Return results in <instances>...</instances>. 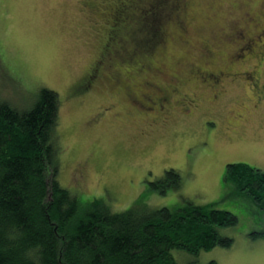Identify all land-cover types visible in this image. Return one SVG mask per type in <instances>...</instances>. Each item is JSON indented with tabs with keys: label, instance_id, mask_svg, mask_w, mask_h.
Returning a JSON list of instances; mask_svg holds the SVG:
<instances>
[{
	"label": "rangeland",
	"instance_id": "374dc122",
	"mask_svg": "<svg viewBox=\"0 0 264 264\" xmlns=\"http://www.w3.org/2000/svg\"><path fill=\"white\" fill-rule=\"evenodd\" d=\"M187 1L181 13L187 23L185 36L179 37L168 17L161 15L154 35L158 39L155 52L136 50L132 41L143 32L132 34L128 28L112 47L122 45L126 52L118 51L130 56L132 62L107 58L99 61L97 69L99 76L133 72L137 82L139 77L146 81L145 76H153L148 70L161 62L167 77L154 75V82L178 88L172 102L180 93H195V107L185 111L173 103L167 114L141 112L122 93H110L106 85L74 93L96 64L108 33L110 36L106 14L110 12L105 9V17L98 15L84 0H0V100L24 108L33 92L42 87L58 94L59 182L77 197L79 214L95 199H101L112 212L134 204L147 209L185 202L212 205L236 218L234 225L218 229L219 235L233 239L232 244L198 254L172 250L175 261L264 264V236L252 237L264 232V212L224 180L226 164L246 163L264 170V98L258 110L249 113V126L237 133H224L228 109L239 111L251 105L247 82L237 73L250 69L254 61L247 52L244 58L231 61L228 56L235 45L224 42L217 47L215 43L232 30L256 32L261 25L246 23L244 16L250 14L264 24V0ZM180 2L166 0L165 10ZM126 37L131 39L128 45ZM254 39L256 45L263 42L264 31ZM205 46L217 53L215 67L237 78L225 81L226 93L218 104L209 99L212 88L187 78L191 64L206 60ZM167 169L179 173L180 186L165 194L150 189L148 184Z\"/></svg>",
	"mask_w": 264,
	"mask_h": 264
},
{
	"label": "trees",
	"instance_id": "16d2710c",
	"mask_svg": "<svg viewBox=\"0 0 264 264\" xmlns=\"http://www.w3.org/2000/svg\"><path fill=\"white\" fill-rule=\"evenodd\" d=\"M165 1L84 0L89 10L110 18V22L104 20L109 23L110 36L108 33L100 47L95 74L100 75L99 61L107 58L123 64L132 62L130 56L119 52L121 48L126 52V48L112 47L128 28L132 34L143 32L132 43L147 54L158 47L154 35L159 16L166 15L180 37L187 26L181 13L188 1L167 10ZM105 9L111 14H104ZM126 39L128 45L131 39ZM159 64L155 67L162 70L163 64ZM132 74L121 72L135 86L142 80L139 77L135 82L136 74ZM74 93H81L78 86ZM29 99L24 108L0 100V264H178L172 250L198 254L216 246L230 247L233 239L219 235L218 229L234 225L236 218L212 205L185 202L171 208L147 209L134 204L112 212L101 199H95L79 214L77 197L59 182V96L42 87ZM224 180L264 212V170L230 163L225 166ZM148 185L165 194L180 186V175L167 169ZM258 236L264 232L252 235Z\"/></svg>",
	"mask_w": 264,
	"mask_h": 264
},
{
	"label": "flooded vegetation",
	"instance_id": "af4514ba",
	"mask_svg": "<svg viewBox=\"0 0 264 264\" xmlns=\"http://www.w3.org/2000/svg\"><path fill=\"white\" fill-rule=\"evenodd\" d=\"M184 2L186 3L187 0H184ZM244 17L246 18H244L246 23H249L254 27L261 25V27H257L256 32L250 33H245L242 29L240 31L232 30L229 36H231L233 40L227 34H225V36H220V38L218 39H215L217 47H219V44L224 42L232 43L235 45L234 47L236 51L234 49L231 55L228 56L231 61L244 58V52H247L252 58V61H254L250 64L252 66L250 69H242L244 71H240L239 73H237L238 76H243V78L247 82V94L249 93V96H247L250 99L251 105L248 107L243 106L239 111H231L228 109L225 115V130L227 134L237 133L249 126V113L257 111L264 98V82L262 80V68L264 66V41L256 45L254 39L257 37L259 32L264 31V24L260 23L259 19H257L256 17L250 16V14H246V16ZM182 29V35L185 36L184 33H186V26ZM257 30L259 31L257 32ZM183 39H185V37ZM204 48H206L205 51H207L208 53L206 60L202 64L199 63L200 65L191 64L187 69V72L189 74L187 78L190 81H196L200 83V85H207L208 89L212 88L213 93L211 94L212 96H210L209 99H211L212 102L216 101L218 104V102L221 100V98L224 97L226 93L225 81H227L228 79L229 81H232V79L234 80L237 78H230V76L236 74L228 73L226 71L220 70L219 68H216L217 66L215 67V63L217 62V53L212 52L209 47L205 46ZM94 66L90 68V72L87 77L83 78L81 83L78 85V89L81 93L87 91L90 92L93 89H96L99 85H106L110 93H122L127 102L133 107L140 109L141 112L150 111L157 112L158 114H162L164 112H166L167 114L168 111H170V109L172 108L173 103L180 104L185 111L189 110L188 108H193L198 104L196 103L197 100L195 98V93H180V95H177V99L172 102L171 97L173 94L178 92V88L175 85H172L171 88H164L163 86L154 82V75L156 76L159 74L167 77V73L163 70L157 69L155 67L157 65L155 64H153V67L150 71L153 76H145L147 80L144 81L142 79V81L135 86H132V84L129 83L130 80L128 81V79L122 77L121 75L120 77H114L112 75L99 76L98 74H95ZM168 77L170 79L174 78L170 76ZM143 105H147L148 107ZM155 116L158 118L157 115Z\"/></svg>",
	"mask_w": 264,
	"mask_h": 264
}]
</instances>
